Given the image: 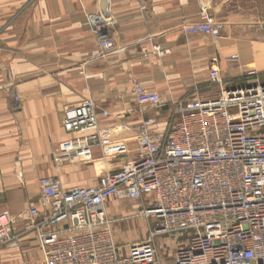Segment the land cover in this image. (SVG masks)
<instances>
[{"label":"crops","instance_id":"0c3cea01","mask_svg":"<svg viewBox=\"0 0 264 264\" xmlns=\"http://www.w3.org/2000/svg\"><path fill=\"white\" fill-rule=\"evenodd\" d=\"M202 11L222 23L218 38L185 32L203 20ZM102 12L113 19L107 54L89 21ZM153 47L167 53L160 57ZM211 68L235 88L256 84L243 79L249 71L264 85V0H0V214L17 218V233L28 209L39 208L40 178H56L64 189L89 187L134 159L143 122L159 134L153 129L165 126L175 101L216 92L206 88ZM133 82L156 93L160 105L136 106ZM84 99L109 113L98 119L101 141L122 142L126 153L104 156L96 146L89 162L54 158L69 138L63 110ZM126 203L123 218L139 210L138 202ZM0 264H43L34 237L22 235L17 248L0 249Z\"/></svg>","mask_w":264,"mask_h":264},{"label":"built area","instance_id":"2783aa9c","mask_svg":"<svg viewBox=\"0 0 264 264\" xmlns=\"http://www.w3.org/2000/svg\"><path fill=\"white\" fill-rule=\"evenodd\" d=\"M202 19L185 32L218 38L222 23L204 11ZM89 21L100 52H111L113 19L102 12ZM208 77L215 93L175 101L164 133H152V122H143L136 157L96 184L64 189L56 178H40L39 208L28 209L19 232L13 230L17 218L0 214V249L17 248L19 238L31 234L43 264H264V85L254 71L243 79L256 84L237 88L216 68ZM132 93L138 107L160 105L138 82ZM108 115L90 99L65 108L62 129L69 138L54 158L89 162L96 146L104 156L126 153L122 142L101 141L98 119ZM121 199L138 202L139 210L108 219L105 204ZM136 218L153 222L147 239L118 244L112 225ZM169 234L185 235L186 242L164 263L154 241Z\"/></svg>","mask_w":264,"mask_h":264},{"label":"rangeland","instance_id":"374dc122","mask_svg":"<svg viewBox=\"0 0 264 264\" xmlns=\"http://www.w3.org/2000/svg\"><path fill=\"white\" fill-rule=\"evenodd\" d=\"M206 88H207V91H210L212 86L208 85ZM90 100H92V99H90ZM140 107L145 108V109H149L150 111H151V109L156 108L154 106L152 107L149 105H144V106H140ZM171 116L172 115H171V110H170V112L168 113V118L166 119L167 122H166L165 126H163L161 131H159V129H157V127L156 128L154 127L153 130L154 131L157 130L156 132H159V134L164 133L166 126H167V123L170 121ZM116 158H118V157H116ZM127 201H131V200H128V199L125 200V202H127ZM125 202H123L122 199L120 201H110L106 206V208H108V209L105 210L107 218L116 220V219H121V218L125 217L126 214L122 211L124 209H121V208H124L127 206L128 203H126V205L122 204ZM132 202H135V201H132ZM127 222L130 223L131 220L118 221L112 225L113 231H114L115 241L118 244L125 245L126 243L137 241L136 240L137 238H139L140 241H144L145 239H147L149 228L152 229V227L154 225L152 221H147L144 218H139L137 221L131 222L130 223L131 228L129 225H127ZM136 225H138V226H136ZM129 229L132 230L131 236L137 235L138 237L137 236H136L137 238L130 237L129 233H128ZM133 231H135V232L137 231V233L133 234L132 233ZM154 242H155V245L157 246L158 252L160 253V258L163 255H165V257H167L168 255H171V259H164L165 261H163L161 259L163 262L168 263L172 260V257L174 256L175 251L177 249L182 248V246L185 244L186 236L185 235L178 236L177 234L161 235V236L157 237Z\"/></svg>","mask_w":264,"mask_h":264}]
</instances>
